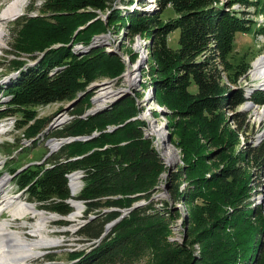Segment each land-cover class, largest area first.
Masks as SVG:
<instances>
[{
    "label": "trees",
    "instance_id": "trees-1",
    "mask_svg": "<svg viewBox=\"0 0 264 264\" xmlns=\"http://www.w3.org/2000/svg\"><path fill=\"white\" fill-rule=\"evenodd\" d=\"M218 3V0H157V9L151 12L133 8L135 0H46L40 11L51 12L52 19L58 20L57 25L45 23L44 17L19 18L21 29L17 34L21 41L16 39V53L45 50V54L28 69V62L13 61L12 69L19 71V76L2 90L8 103L0 110V119L23 113L28 119L24 124L29 123L36 118L31 107L74 101L79 94L86 93L85 87L97 78L100 69L117 68L115 58H110L104 49L92 48L80 57L70 45L76 28L73 26L87 24L101 17L100 13L107 15V23H114L119 17H134L125 29L132 37L147 35L156 98L161 105L172 108L177 117L214 131L225 110L233 111L247 101L264 105V90H257L248 98L244 89L227 88L222 75L226 72L227 78L237 83L250 69L249 63L234 66L230 56L235 51L237 34L250 33L256 22L248 18V11L233 10L232 4L239 3L247 9L255 7L264 15V0ZM168 8L175 18L163 23L160 16ZM104 23L99 18L87 27ZM258 28L257 33L264 34V25ZM175 32H179L178 49L169 45V37ZM80 38L78 34L75 41L83 44ZM207 53L205 60L199 59ZM193 84L196 93L190 90ZM134 109L133 101L124 99L107 111L61 128L56 138L101 132L86 141L65 143L43 163L12 173L26 199L38 203V208L48 213L66 217L74 212L69 200L84 203L88 223L77 234L82 241L96 242L83 251L72 252L70 264H133L147 250L154 252V264H175L177 257L176 263L184 264L180 257L187 252L168 243V226L160 220L161 215L148 214L150 206L133 209L97 242L106 225L123 215L121 210L131 209L142 196L146 199L152 196L148 191L160 162L143 139L144 122L139 125L130 121ZM127 120L130 122L126 123ZM246 120L247 115H234L236 132H244ZM40 124L35 122L24 133L28 140L35 139V144L40 140L36 136L45 130ZM110 126L115 129L106 131ZM181 142L178 140V144ZM81 170L83 189L74 197L69 176ZM254 174H260L261 178L264 175V143L240 149L232 164L221 172L191 181L190 196L206 201L205 209L198 212H209L211 221L217 220L202 228L208 246L201 261L195 264H264V192L263 203L255 205L253 190L248 185ZM178 179L173 176V180ZM171 188L177 194L178 187L171 184ZM228 207L232 213L228 214ZM220 212L227 215L217 219ZM90 215L95 218L90 219ZM241 227H244L241 235L224 239L230 236L227 230L234 232ZM219 235L223 240L216 239Z\"/></svg>",
    "mask_w": 264,
    "mask_h": 264
},
{
    "label": "rangeland",
    "instance_id": "rangeland-1",
    "mask_svg": "<svg viewBox=\"0 0 264 264\" xmlns=\"http://www.w3.org/2000/svg\"><path fill=\"white\" fill-rule=\"evenodd\" d=\"M45 1L8 0L4 6L3 3H0V17L4 15L9 17L6 22L1 24L4 35L0 43V110L8 103V99L4 97L2 91L4 86L19 76V71L12 69L13 61L28 62V69L37 65L45 54V50L40 49L33 54L16 53L15 46H18L16 39L21 41L17 34L21 29L18 24L19 18L23 15H30L33 18L44 17L45 23L57 25L58 20L52 19L54 16L51 12L43 14L40 11ZM218 1L220 5H227L231 2V0ZM15 2H20V6L17 4L18 8L10 12L8 6ZM135 2L141 4L140 7L136 4L137 7L151 12L156 7V0H135ZM235 4V8L248 11L250 13L248 18L256 22V25L250 33L237 34L235 51L230 56V63L234 66L249 63L250 69L237 83L231 82L227 78V73L223 72V84L230 90L244 89L246 96L250 98L255 92L249 94L252 88H257L258 84L264 85V77L255 80L251 74L255 63L259 59H264L262 58L264 57V34L257 33L258 27L264 25V15L258 13L255 7L247 9L239 3ZM100 16L87 24L81 22L77 25V23L72 22L75 24L73 28H76L70 45L80 57L86 56L92 48L106 50L112 56L110 58H115L118 69L108 66L100 69L97 78L85 87L86 93L78 95L80 101L75 105L71 104L73 101H65L31 107L30 111L36 114V118L26 124L24 123L28 119L23 113L0 119V182L4 179L7 180L5 192L1 196L29 203L37 210L46 215H54L57 219L48 222L44 228H40L38 218L33 214L15 217L10 209H6L0 212V223H10L9 228L20 232L21 235L23 234L22 236L28 242L37 240L38 236L34 233L37 228L45 230L42 234L49 239L60 242L58 246L46 247L43 250V256L31 259L27 264H70L72 252L83 251L95 243L96 241L87 242V240L84 242L82 241L83 238L77 234L88 223V220L84 218L86 207L82 201L84 208L75 220L72 219V215L77 212L80 201L70 200V203L74 204L75 207H73L74 212L69 216L63 217L55 213H48L39 209L38 203H32L26 199L24 191L19 190L12 173L16 170L19 172L31 165L43 163L51 152H58L65 143L77 140L86 141L99 135L101 130H95L91 136L56 138L61 128L75 123L77 120L87 119L107 111L118 101L131 99L135 112L130 121L139 125H141L140 121L144 122V126L141 128L143 139L150 145L160 162V166L155 171L154 179L151 180V189L148 191L152 195L151 198L146 199L142 196L132 208L150 206L152 209L148 211V214L161 215L160 220L168 226L169 233L166 237L168 243L187 252V255L180 257L182 263L195 264L197 261H201L208 246V242L204 243L206 238H204L201 230L211 226L212 223L215 224L217 220L211 221L212 217L209 212H198V209H205L206 201L190 196L191 181L209 178L213 174L221 172L225 167L232 164V160L240 149L247 146H259L264 143V105L247 101L233 111L225 110L224 117L219 119L214 126V131H210L204 125L193 120L177 117L172 108L161 105L156 98L153 86L154 79L151 76L150 42L147 40V35L132 37L125 29L134 17L130 15L127 18L119 17L114 23H107V15L100 13ZM99 18H102L105 23L102 26L97 24L88 29L87 26ZM173 18H175V14L171 8L166 9L160 16L163 23ZM78 34L82 40L79 41L83 44L75 41ZM178 39L179 32L170 35L169 45L171 48H179ZM207 57L208 53L199 59L205 60ZM220 69L223 70V67L220 66ZM190 90L192 93L197 92L194 84ZM262 90H264V86H262ZM106 95L109 97L105 99ZM240 113L247 115V120L243 126L244 132L241 133L236 132L237 129L233 121L234 115ZM61 118H64L65 122L60 125L58 121ZM37 121L41 122L45 130L36 136L37 138L40 137V140L35 144V139L28 140L24 133L29 126L35 125ZM130 121L127 120L126 123ZM113 129L115 126H110L106 131L110 132ZM178 140H182V142L178 144ZM54 145L57 148H54ZM221 149L226 150L215 155ZM175 175L179 177L178 181L173 180ZM70 181L72 180L70 179ZM81 181L83 182L82 178ZM171 184L178 187L177 194L172 190ZM248 185L253 190L255 205L262 204L264 175L261 178L260 174L256 176L254 174ZM80 189L83 188L80 187L75 195L72 193L74 197L81 192ZM137 195H143V193ZM4 200L0 199V202ZM126 210H121V212L124 214ZM226 211L228 214L232 213L229 207L226 208ZM225 215L227 214L220 212L217 219ZM90 217H94V215H90ZM243 228H237L234 232L227 230L230 236H226L224 239H235L241 235ZM255 230L257 229L255 228ZM216 239L223 240V237L219 235ZM140 258L133 264H154L156 260L154 252L151 250H147ZM178 260L179 257L176 258L175 264Z\"/></svg>",
    "mask_w": 264,
    "mask_h": 264
},
{
    "label": "bare ground",
    "instance_id": "bare-ground-1",
    "mask_svg": "<svg viewBox=\"0 0 264 264\" xmlns=\"http://www.w3.org/2000/svg\"><path fill=\"white\" fill-rule=\"evenodd\" d=\"M8 0H0V3H3V6L7 3ZM140 2V1H139ZM20 6V2H15L13 5L9 4L8 8L10 12H13L14 9L18 8L16 5ZM136 2L133 5V8H139L136 6ZM156 7L153 9H157V0H156ZM236 4L232 6V9L235 11H240L241 9L235 8ZM1 9V8H0ZM8 16V15H7ZM6 15L0 17V43L2 41L4 31L3 28H1V24L6 22L9 17ZM252 76L256 80L259 77H264V59H259L255 65L254 69L252 71ZM263 84H258L256 87H260L262 89ZM109 94V93H108ZM251 94V93H249ZM109 95L105 96V99L108 98ZM103 99V98H102ZM59 124L65 122L64 118L59 119ZM61 141V140H60ZM61 144V143H60ZM54 148H57L56 145L53 146ZM56 151V150H55ZM81 178H84V171H77L76 173H72L69 176V186L72 190V193L75 195L78 189L81 187L83 188V182L81 181ZM70 179L72 181H70ZM7 184V180L4 179L0 182V199H5L3 202H0V212L10 209L11 213L15 217H22L28 214H33L38 218V225L41 228H44L46 224L50 221H54L57 219L54 215H46L42 211L37 210L33 205H29V203L22 202L19 199H10V198H4L1 195L4 194V188ZM70 190V191H71ZM81 190V189H80ZM15 207V208H14ZM82 206H77V212L72 215V219H76L79 217L80 213H82ZM10 223H0V264H27L31 259H36L44 255L43 250L46 247L50 246H58L60 244L59 241H55L52 239H49L42 233L45 230H41L40 228H37L34 232L37 234L38 238L37 240H34L32 242H28L25 237L21 235L20 232L13 231L9 228Z\"/></svg>",
    "mask_w": 264,
    "mask_h": 264
},
{
    "label": "water",
    "instance_id": "water-1",
    "mask_svg": "<svg viewBox=\"0 0 264 264\" xmlns=\"http://www.w3.org/2000/svg\"><path fill=\"white\" fill-rule=\"evenodd\" d=\"M262 58H264V57H262ZM257 90H260V87H258V88H252V91L250 92V93H253L254 91H257ZM82 97V96H81ZM80 101V97L78 98V99H76V100H74L71 104L72 105H75L77 102H79ZM52 153H54V152H51L49 155H51ZM48 155V156H49ZM27 168V167H26ZM25 169V168H24ZM24 169H22V170H24ZM22 170H20L19 172H21ZM71 192H72V190H71ZM72 196H73V194H72ZM68 203H70V200H69V202ZM81 206H82V208H84V206L82 205L83 203L80 201V202H78ZM71 204V203H70ZM71 206L72 207H75V205L73 204H71ZM134 208H131V209H129V210H126V212L119 218V219H117V220H115V221H113V222H111L110 224H108L107 226H106V228H105V232L102 234V236L100 237V239L97 241L98 243H100L102 240H103V238L111 231V229L120 221V220H122L126 215H128L132 210H133ZM95 218V216L94 217H90V219H94Z\"/></svg>",
    "mask_w": 264,
    "mask_h": 264
}]
</instances>
